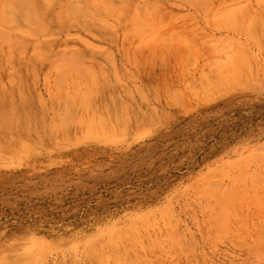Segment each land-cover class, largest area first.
Returning <instances> with one entry per match:
<instances>
[{"label": "rangeland", "instance_id": "1", "mask_svg": "<svg viewBox=\"0 0 264 264\" xmlns=\"http://www.w3.org/2000/svg\"><path fill=\"white\" fill-rule=\"evenodd\" d=\"M110 3L49 36L11 9L0 264H264V0Z\"/></svg>", "mask_w": 264, "mask_h": 264}, {"label": "bare ground", "instance_id": "2", "mask_svg": "<svg viewBox=\"0 0 264 264\" xmlns=\"http://www.w3.org/2000/svg\"><path fill=\"white\" fill-rule=\"evenodd\" d=\"M83 5L88 9L87 11H85V13H83L84 10H82ZM107 5H109V7H107ZM15 6H19L20 8H22V11L24 13V23H25V25H27V28H29L28 32L35 33V31H36V32L42 33L45 36H49L56 31H64L65 29L71 27L72 24L76 22V17L80 13L86 14L87 20L95 18L98 15H103V14L107 15V13L109 16H111L113 19H115L116 17H118V14H119L118 11L121 10V8H122L118 5L111 4L110 0H0V40L4 43H7L6 44L7 46H9L8 42L5 41L6 40L5 37H7V35H5V33H4L5 30H3V29L10 26V24H11V13H12L11 9L14 8ZM122 11L126 13L129 11V9L127 7H125L124 9H122ZM98 21H100V20H98ZM10 28L12 30H14L13 27H10ZM20 32H21V30H20ZM24 32H27V29ZM18 34H20V33H18ZM23 62H25V61H23ZM87 80H88V77H87ZM87 80L85 79V81L83 83H80V84L85 89L86 94H90L91 96H93L94 91L92 92V88H91L92 86H91L90 82L89 83L87 82ZM9 85H10V83H9ZM13 85H15V84H13ZM26 86L28 87V85H25V87ZM20 89H22V88H20ZM196 90H198V89H196ZM11 92H9V93H11ZM15 94H16L15 98L20 99L21 94L19 92H16ZM0 98H1L0 99V120H1V118H3L2 119L3 121H0V148H2V147L5 148V146L7 144L3 140L7 139V135H6L7 133L5 132L6 129H4V126L8 125V123H10V122H13V120H19L20 118H22V116L25 117V114H23L21 112V110H19V112H17V109H15L13 107L15 104H12L13 103L12 102V100H13L12 96L9 98L5 94H2L0 96ZM163 99H164V97H163ZM80 101H84V100L82 99ZM161 101H163V100H161ZM16 105L20 106L19 104H16ZM160 106H161L160 104H157V106H155V105L151 106L149 109H147V111L139 110L138 114H139L140 119L144 116L143 114H151L155 118L163 117L164 115L159 110ZM19 108H21V107H19ZM28 117H29V115H28ZM144 118L145 117H143L142 119H144ZM28 120L29 119H27V122H28ZM19 121H21V120H19ZM22 121H23V119H22ZM54 125H56V124H53V125L50 124V125H48V127L42 126V128L44 130L53 129L52 127H54ZM35 126H37V125H35V123H34L32 127H35ZM32 127H31V125H29L28 128H26V129L28 131H30ZM1 128H3V129H1ZM23 134H25V132L21 133V135H23ZM15 136L18 137V135H15ZM40 136L44 137L43 133H40L39 137Z\"/></svg>", "mask_w": 264, "mask_h": 264}]
</instances>
